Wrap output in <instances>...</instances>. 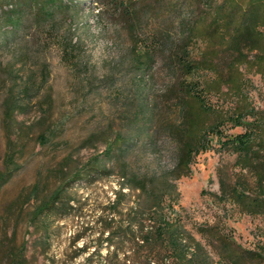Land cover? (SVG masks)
<instances>
[{
	"label": "trees",
	"instance_id": "trees-1",
	"mask_svg": "<svg viewBox=\"0 0 264 264\" xmlns=\"http://www.w3.org/2000/svg\"><path fill=\"white\" fill-rule=\"evenodd\" d=\"M100 1L111 7L112 16L124 26L130 41L102 78L110 84L117 76L127 77L126 92L114 95L121 106V127L114 130L109 125L88 135L80 148L94 149L95 153L84 163L73 162L72 154L67 156L55 170L58 183L49 195L41 198L40 186L36 185L22 196L21 208L36 203L31 224L42 232L41 244L49 249L52 218L63 216L70 207L74 199L69 190L75 183L118 172L122 186L144 194L152 209L127 226V234L138 249L145 251V264H264V244L246 249L219 225L198 229L207 242L203 244L164 206L166 200L178 197L174 181L190 176L194 157L212 149L216 140L237 154V166L254 178L253 186L245 178L232 183L222 180L218 199L230 201L242 214L264 215V110H257L246 92V72L255 71L264 77V0H196L198 10L184 15L177 25L171 21L177 10L173 5L171 23L167 22L172 27L166 25L153 33L147 32L148 20L155 5L165 9L166 0ZM143 36L149 44H143ZM81 42L72 0H0V53L8 51L11 56L3 72L8 80L16 81L4 102L7 149L0 188L20 169L18 155L25 127L18 115L27 112L23 97L31 96L35 87L30 84L15 91L21 80L16 63L29 60L28 53L39 61L55 46L64 62L80 68ZM159 58L170 84L162 95L152 96L151 76ZM40 72L46 82V62L42 61ZM208 74L212 77L207 78ZM214 95L234 102V106L213 105L209 97ZM172 110L177 111L178 122L168 117ZM43 112L45 117L47 112ZM249 117L253 121L249 122ZM228 125L243 127L246 132L228 135L224 131ZM160 132L176 145L175 166L170 174L149 176L134 168L128 158L135 149L156 146L155 137ZM38 138L42 144L49 140L45 132ZM100 140L103 150L98 149ZM119 196L125 195L120 192ZM120 203L117 199L114 208ZM108 228H112L111 223ZM110 234L108 241L114 232ZM26 254L27 243L9 248L6 264H28Z\"/></svg>",
	"mask_w": 264,
	"mask_h": 264
},
{
	"label": "rangeland",
	"instance_id": "rangeland-1",
	"mask_svg": "<svg viewBox=\"0 0 264 264\" xmlns=\"http://www.w3.org/2000/svg\"><path fill=\"white\" fill-rule=\"evenodd\" d=\"M72 1L75 26L82 41L81 67L64 62L61 51L55 46L46 51L43 60L37 61L28 53L29 60L16 63L21 80L15 91L33 84L35 87L31 88V96L23 97L27 112L18 115L25 127L18 155L20 169L0 188V264L7 263L9 248L25 243L28 264H145V251L138 249L127 234V226L141 213L150 214L152 209L144 194L122 186L123 179L118 172L109 177L98 174L70 188L74 200L63 216H53L49 249H45L39 240L42 232L36 231L31 224L35 201L24 208L19 205L24 200L22 196L36 185L40 186L41 198L55 190L59 176L55 170L67 156L72 154L73 162L84 163L95 153L94 149L80 148L88 135L109 125L114 130L121 127V106L114 101V95L126 92L127 77L117 76L110 84L102 82V78L117 63L122 50L130 46L126 30L118 18L112 16L111 7L107 8L100 0ZM173 5L177 6L173 18L171 16L175 25L190 11L198 10L196 0H166L165 9L154 6L147 32L166 28ZM172 33H176L174 29ZM147 39V36L142 37L144 45ZM10 57L8 51L0 53V173L4 170L7 149L4 102L16 82L8 80L3 72L11 62ZM42 61L48 67L46 82L40 72ZM246 80V92L252 105L257 110H264V77L249 71ZM169 84L170 76L159 58L151 76V95H162ZM209 99L216 106H234V102L215 95ZM43 109L47 112L45 117ZM168 117L172 122H178L177 111H170ZM248 121L253 119L249 117ZM224 131L228 135H239L246 129L228 125ZM43 132L49 139L46 144L38 138ZM155 143L156 146L148 144L135 149L128 160L131 159L134 168L149 176L170 174L175 166L176 145L161 132L156 135ZM98 149H104L101 140ZM237 159V154L222 148L215 140L212 149L194 157L190 176L174 181L178 197L175 201L166 200L164 206L203 244L207 242L198 229L219 225L244 248L255 249L264 244V215L242 214L230 201L218 199L222 180L232 183L245 178L253 186L254 178L237 166ZM120 192L124 193V198H118ZM117 199L121 203L114 208ZM110 223L112 228H108ZM112 231V241H108Z\"/></svg>",
	"mask_w": 264,
	"mask_h": 264
}]
</instances>
